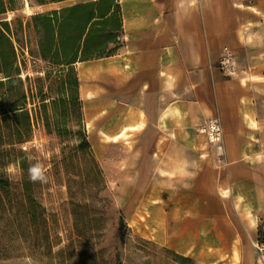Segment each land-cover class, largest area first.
Here are the masks:
<instances>
[{
	"label": "crops",
	"instance_id": "crops-1",
	"mask_svg": "<svg viewBox=\"0 0 264 264\" xmlns=\"http://www.w3.org/2000/svg\"><path fill=\"white\" fill-rule=\"evenodd\" d=\"M25 4L37 51L31 17L62 12L53 46L77 55L87 139L120 183L123 214L149 215L161 242L199 264H264V0ZM223 47L238 69L230 78L217 67ZM212 117L221 156L198 132Z\"/></svg>",
	"mask_w": 264,
	"mask_h": 264
},
{
	"label": "rangeland",
	"instance_id": "rangeland-1",
	"mask_svg": "<svg viewBox=\"0 0 264 264\" xmlns=\"http://www.w3.org/2000/svg\"><path fill=\"white\" fill-rule=\"evenodd\" d=\"M21 1L0 15L13 29L31 13ZM17 34L21 81L0 87V107L24 108L0 115V264H199L161 242L149 215L123 214L120 183L80 147L86 129L69 75Z\"/></svg>",
	"mask_w": 264,
	"mask_h": 264
},
{
	"label": "trees",
	"instance_id": "trees-1",
	"mask_svg": "<svg viewBox=\"0 0 264 264\" xmlns=\"http://www.w3.org/2000/svg\"><path fill=\"white\" fill-rule=\"evenodd\" d=\"M38 3H44L47 0H35ZM19 0H0V15L6 12H14L20 8ZM62 12L37 14L31 17V21L34 26L39 28L42 32V41L39 43L38 53L40 57L52 64L59 71V75H69V85H72L71 101L76 102L79 105L78 117L82 118V106L78 95V82L75 69L72 65L77 55L60 52V48H54L53 35L55 29L62 32L64 22L61 20ZM14 22L18 23L14 29L11 28V22L4 19L0 20V87L21 81L22 66L20 63L21 43L22 39L18 37V31L24 33V27L21 21L16 18ZM68 25V24H67ZM66 25V29L69 30ZM26 26H30V21L26 23ZM71 27V26H69ZM25 38V49L28 50L27 36ZM89 56V55H83ZM9 112H24V108H12L7 110L3 105L0 107V115H7ZM80 147L88 151H92V148L88 142L86 130L82 136V142ZM8 185L7 180L0 179V187L5 188ZM258 242L264 247V225L258 226Z\"/></svg>",
	"mask_w": 264,
	"mask_h": 264
},
{
	"label": "built area",
	"instance_id": "built-area-1",
	"mask_svg": "<svg viewBox=\"0 0 264 264\" xmlns=\"http://www.w3.org/2000/svg\"><path fill=\"white\" fill-rule=\"evenodd\" d=\"M219 72L225 77H233L237 75L238 69L235 62V57L229 47H223L220 59L217 63ZM198 132L204 135L206 141L214 149L217 156L222 154V130L218 118L212 117L204 124L200 125Z\"/></svg>",
	"mask_w": 264,
	"mask_h": 264
},
{
	"label": "clouds",
	"instance_id": "clouds-1",
	"mask_svg": "<svg viewBox=\"0 0 264 264\" xmlns=\"http://www.w3.org/2000/svg\"><path fill=\"white\" fill-rule=\"evenodd\" d=\"M32 178H33L34 180H36V179H43V177H41V176H37V175H35V174L32 175Z\"/></svg>",
	"mask_w": 264,
	"mask_h": 264
},
{
	"label": "bare ground",
	"instance_id": "bare-ground-1",
	"mask_svg": "<svg viewBox=\"0 0 264 264\" xmlns=\"http://www.w3.org/2000/svg\"><path fill=\"white\" fill-rule=\"evenodd\" d=\"M27 9L30 11V8L29 7H27ZM89 126H90V124H88Z\"/></svg>",
	"mask_w": 264,
	"mask_h": 264
}]
</instances>
